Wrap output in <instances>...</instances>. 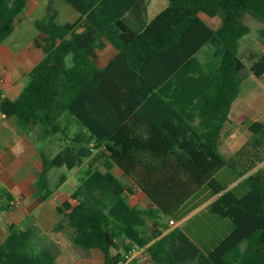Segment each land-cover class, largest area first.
<instances>
[{
  "label": "trees",
  "instance_id": "obj_1",
  "mask_svg": "<svg viewBox=\"0 0 264 264\" xmlns=\"http://www.w3.org/2000/svg\"><path fill=\"white\" fill-rule=\"evenodd\" d=\"M64 1L80 19L58 22L55 0H49L46 16L35 22L40 35L34 43L44 57L16 97L0 91V113L21 132L38 143L56 137L63 143L53 157L41 150L38 200L55 191L53 169L80 168L78 187L58 212L73 230L74 245L101 249L106 264H121L129 251L144 247L157 264H264V121L242 115L236 123L248 124L251 138L230 158L220 149L247 77L240 56L243 39L252 33L246 19L264 24V0H167L151 20L145 0ZM28 3L0 0V46L15 32ZM203 14L221 16L220 28ZM259 35L264 40V27ZM105 42L117 54L101 68L98 52ZM210 43L220 48L215 68L198 56ZM250 60V71L263 79L264 51ZM100 160L105 171L96 166ZM111 165L154 207L130 205L132 190ZM224 170L241 179L236 187L221 181ZM67 179L63 174L57 187ZM205 187L217 195L211 212L232 224L208 252L183 228L163 235L170 227L163 221L177 218ZM2 194V210L11 209L12 194ZM8 227V237L0 239V264L66 263L46 235L45 247L36 249L35 227L21 229L13 222Z\"/></svg>",
  "mask_w": 264,
  "mask_h": 264
},
{
  "label": "crops",
  "instance_id": "obj_2",
  "mask_svg": "<svg viewBox=\"0 0 264 264\" xmlns=\"http://www.w3.org/2000/svg\"><path fill=\"white\" fill-rule=\"evenodd\" d=\"M48 1L36 0L34 2L33 0L34 10L40 8L45 10L43 15L38 19L46 16ZM145 1L149 20L153 19L168 5L167 0H159L160 6L158 4L150 5V0ZM55 6L59 12L58 22H76L80 19V13L66 1L55 0ZM38 49L42 51L41 48ZM104 50L107 52L102 54ZM116 54L117 50L110 43L105 42L103 48L98 52L99 67H105ZM22 55V50H16L7 45L6 42L0 46V91L4 97H16L21 92L29 72L44 57L42 51L41 59L32 68L26 70ZM108 55L109 57H107ZM76 131L77 128L74 127L72 132ZM41 150L46 151L41 149L35 138L32 139L21 132L13 119H9L3 114L0 115V216L5 217L4 221H0V239L5 240L8 237V225L10 222L16 223L21 229H27L28 227H33V224L22 226L21 223L26 219H31L34 220V225L46 234L48 240L54 242L62 254L66 256L67 261L64 264H106L105 253L101 249L95 248L85 252L74 245L72 241L73 230L69 228L65 220L66 225L62 224V226L65 228L66 233L71 235L70 238L66 239L65 235L60 234L58 238L59 242H56L55 238L50 235L64 219L63 216L59 215L58 206L71 201V198H65L63 202H57L58 197L56 194H53L44 202L38 200L36 182L43 170ZM97 152L95 151L94 154L96 155ZM104 163H106L105 160L97 161L96 166L100 170L105 171L101 167L105 165ZM113 168L112 171L115 176L128 189L132 190V193L127 194V201L130 205L144 208L154 207L151 205L146 194L138 189L123 171L115 165ZM78 170L81 173V169L79 168ZM80 175H78V178ZM221 181L226 183L229 189L236 187L241 179H237L230 171L224 170L221 173ZM4 190L12 194L13 202L17 203L18 208L13 209L12 207L9 210H2V193ZM216 198L217 195H213L211 189L205 187L184 206L179 216L173 219L176 222L175 225H170V220L163 221V223L170 225L163 235L176 227H180L184 229L203 251L208 252L214 249L232 230V224L229 220L220 218L211 212L210 205ZM148 224L150 227L153 226V223L150 221ZM134 250L135 254L132 259L125 264H157L149 257L146 247Z\"/></svg>",
  "mask_w": 264,
  "mask_h": 264
},
{
  "label": "rangeland",
  "instance_id": "obj_3",
  "mask_svg": "<svg viewBox=\"0 0 264 264\" xmlns=\"http://www.w3.org/2000/svg\"><path fill=\"white\" fill-rule=\"evenodd\" d=\"M34 2H36V0H34ZM149 2L150 5L158 4L160 6L161 4L159 0H150ZM155 8L159 9L157 7ZM44 11L45 10L43 8L34 10L33 0H31L29 6L21 15V20L17 24L15 32L6 40V44L10 47L15 48L16 50H22L23 64L26 70L32 68L33 65H35L42 57V51L35 45L34 40L38 35H40L39 31L35 27V20L41 17ZM202 17L215 29L220 28V26L222 25L221 16L210 18L203 14ZM246 23L252 27V33L243 39L240 49V56L246 63L247 67L245 70V74L247 77L241 87L239 97L235 101L234 106L231 110L230 122L225 125L222 134L221 150L226 157L233 156L235 152L243 147L244 144L252 136L249 131L248 124L236 123V121L242 115H246L249 118L250 122L256 120L264 121V78L259 79L255 77L250 71L251 54L254 52L260 53L264 51V40L259 35V30L264 27V24L251 17H248L246 19ZM106 52L107 51L104 50L102 51V54H105ZM198 56L208 68H215L220 61V48L216 44L210 43L199 53ZM107 57H109V55ZM58 139L59 137L50 138L48 140H39L41 149L46 150V153L49 155V157H53L63 146V143ZM101 167L103 170L106 169L105 165ZM113 167L114 166L111 165L112 170L114 169ZM63 174H67V176H69L70 178L59 187H57L60 183V177ZM79 174L81 173L78 169L69 172L66 168L53 169L50 172L49 179L51 186L55 189L53 194H56V196L58 197L57 202H63L65 198H71V194L78 187ZM73 203L76 204L77 202L73 201ZM15 208L18 207L15 205L13 206V209ZM0 218L1 222L5 219L4 216H0ZM34 223V220L26 219L25 221H22L21 224L22 226H26V224H33V227L37 229V239L35 240V247L36 249L41 250L45 247V240H41V238L46 234H44L38 227H36ZM62 224H65L64 219L50 234L53 236V238H55L56 242H59L58 238L60 234L65 235L66 239H69L71 236L69 233H66V230L62 226ZM79 249L85 252L87 251L82 248Z\"/></svg>",
  "mask_w": 264,
  "mask_h": 264
},
{
  "label": "built area",
  "instance_id": "obj_4",
  "mask_svg": "<svg viewBox=\"0 0 264 264\" xmlns=\"http://www.w3.org/2000/svg\"><path fill=\"white\" fill-rule=\"evenodd\" d=\"M0 115H1V113H0ZM15 205L17 206V204L13 202V203H12V206H15ZM175 224H176L175 220H170V225H175ZM134 254H135V250H131V251H129V252L125 255V261H123L121 264H125V263H127L129 260H131Z\"/></svg>",
  "mask_w": 264,
  "mask_h": 264
}]
</instances>
